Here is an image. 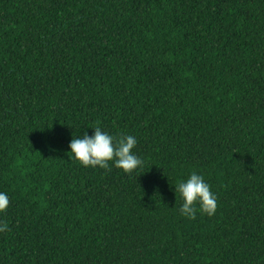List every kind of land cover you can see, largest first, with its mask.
Listing matches in <instances>:
<instances>
[{"label":"trees","instance_id":"16d2710c","mask_svg":"<svg viewBox=\"0 0 264 264\" xmlns=\"http://www.w3.org/2000/svg\"><path fill=\"white\" fill-rule=\"evenodd\" d=\"M95 127L143 165L71 159ZM0 192V264H264V0H0Z\"/></svg>","mask_w":264,"mask_h":264},{"label":"clouds","instance_id":"9594fccd","mask_svg":"<svg viewBox=\"0 0 264 264\" xmlns=\"http://www.w3.org/2000/svg\"><path fill=\"white\" fill-rule=\"evenodd\" d=\"M94 132L89 136L86 132L83 136L73 138L69 148L71 159L77 161L83 167H96L110 170L109 162L113 166L130 174L143 165L133 149L137 139L132 135H121L118 138L103 131L100 127L93 128ZM175 195L181 200L179 215L188 219H194L199 212L201 215L214 216L218 207V198L206 183L203 175L193 171L187 179L179 180L175 184ZM9 206V196L0 192V213L6 211ZM9 225L0 221V232L8 230Z\"/></svg>","mask_w":264,"mask_h":264}]
</instances>
